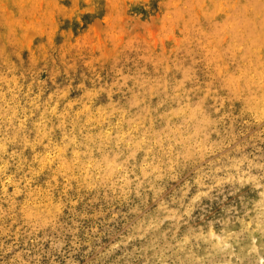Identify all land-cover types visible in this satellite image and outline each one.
Segmentation results:
<instances>
[{
	"label": "rangeland",
	"instance_id": "1",
	"mask_svg": "<svg viewBox=\"0 0 264 264\" xmlns=\"http://www.w3.org/2000/svg\"><path fill=\"white\" fill-rule=\"evenodd\" d=\"M0 264H264V0H0Z\"/></svg>",
	"mask_w": 264,
	"mask_h": 264
},
{
	"label": "bare ground",
	"instance_id": "2",
	"mask_svg": "<svg viewBox=\"0 0 264 264\" xmlns=\"http://www.w3.org/2000/svg\"><path fill=\"white\" fill-rule=\"evenodd\" d=\"M229 1V0H228ZM257 2V1H256ZM214 14V13H213ZM234 19V18H233ZM209 20V19H208ZM230 20V19H229ZM238 22V21H237ZM17 23V22H16ZM19 25V24H18ZM251 29V28H250ZM220 35V34H219ZM233 42V41H232ZM208 44V43H207ZM208 46V45H207ZM259 47V46H258ZM237 48V47H236ZM260 50V49H259ZM231 52V51H230ZM234 52V51H233ZM235 55V54H234ZM232 56V55H231ZM260 57V56H259ZM219 58V57H218ZM253 65V64H252ZM245 67V66H244ZM253 67V66H252ZM184 69V68H183ZM179 70V69H178ZM243 72V71H242ZM230 73V72H229ZM233 75V74H232ZM244 76V75H243ZM233 81V80H232ZM240 81V80H239ZM247 83V82H246ZM230 84V83H229ZM175 88V87H174ZM233 88V87H232ZM257 95V94H256ZM259 97V96H258ZM260 98V97H259ZM251 99V98H250ZM262 99V98H261ZM252 102V101H251ZM250 103V102H249Z\"/></svg>",
	"mask_w": 264,
	"mask_h": 264
}]
</instances>
